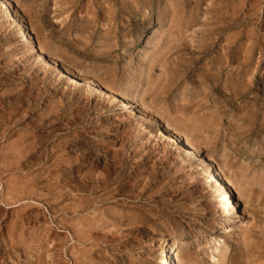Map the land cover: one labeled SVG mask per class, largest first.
I'll return each mask as SVG.
<instances>
[{"label": "rangeland", "instance_id": "374dc122", "mask_svg": "<svg viewBox=\"0 0 264 264\" xmlns=\"http://www.w3.org/2000/svg\"><path fill=\"white\" fill-rule=\"evenodd\" d=\"M171 253L264 264V0H0V264Z\"/></svg>", "mask_w": 264, "mask_h": 264}, {"label": "bare ground", "instance_id": "6f19581e", "mask_svg": "<svg viewBox=\"0 0 264 264\" xmlns=\"http://www.w3.org/2000/svg\"><path fill=\"white\" fill-rule=\"evenodd\" d=\"M8 4V3H7ZM7 6V5H6ZM9 7V6H8ZM8 11V10H7ZM6 15V14H5ZM7 16H10V11H8V13H7ZM25 36V35H24ZM27 36V35H26ZM28 37V36H27ZM27 37H25V38H27ZM63 64V63H62ZM61 64V65H62ZM63 66V65H62ZM70 72V71H69ZM125 104H127V106L129 107V104H128V102H125ZM176 136V135H175ZM179 136V135H178ZM181 138V137H180ZM179 138V141H181V139ZM178 140V139H177ZM187 140V139H186ZM185 142V141H184ZM185 144V147H187V148H189V151L191 152V151H193V153H194V148L192 147V145L190 144V142H186V143H184ZM192 153V152H191ZM195 154V153H194ZM200 158V157H199ZM198 158V159H199ZM195 159H197V158H195ZM202 162V161H201ZM197 163H198V161H197ZM204 165H205V163H204ZM201 168V167H200ZM202 170H204V172L206 173V174H210V173H212L213 171H212V169H211V167L210 166H207V165H205V168L203 167V169ZM216 170V169H215ZM215 173V172H214ZM205 174V175H206ZM221 174V173H220ZM216 176V175H215ZM218 176V178H219V182H221V185L220 184H218L219 185V187L220 186H222V188H226L227 186H226V181H225V179H223L222 178V176L221 175H217ZM212 178V177H211ZM214 178V177H213ZM217 181V180H216ZM109 182V181H108ZM110 183V182H109ZM217 184V183H216ZM228 185V184H227ZM229 187V186H228ZM227 189V188H226ZM226 193H227V191H225ZM229 192V197L226 199V201L228 202V204L229 205H231L232 207H233V209L235 210V211H237V202H235V199H234V196H233V193L231 192V191H228ZM240 210V209H239ZM232 211V210H231ZM177 245V244H176ZM217 249V248H216ZM173 250L174 249H172V252H173ZM166 252V251H165ZM168 252V251H167ZM177 252V251H176ZM169 253V252H168ZM218 253V252H217ZM169 255V254H168ZM166 256V255H165ZM170 258H172V256H173V260H174V264H176V260H177V255L174 253V254H170ZM173 262V261H172ZM169 263H170V261H169Z\"/></svg>", "mask_w": 264, "mask_h": 264}]
</instances>
